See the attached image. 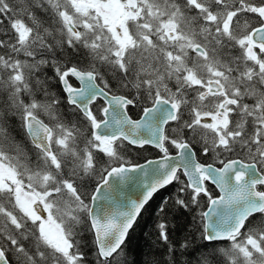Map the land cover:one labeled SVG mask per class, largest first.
I'll list each match as a JSON object with an SVG mask.
<instances>
[{
    "label": "snow or ice",
    "instance_id": "1",
    "mask_svg": "<svg viewBox=\"0 0 264 264\" xmlns=\"http://www.w3.org/2000/svg\"><path fill=\"white\" fill-rule=\"evenodd\" d=\"M45 67L67 94V117ZM0 97V264H128L138 218L174 184L185 195L172 207L210 205L197 264H264V0H0ZM125 146L158 158L130 164ZM104 158L120 162L101 174ZM146 169L153 179L125 208L120 185ZM169 210L164 202L156 228L164 264L191 247L174 239Z\"/></svg>",
    "mask_w": 264,
    "mask_h": 264
},
{
    "label": "trees",
    "instance_id": "2",
    "mask_svg": "<svg viewBox=\"0 0 264 264\" xmlns=\"http://www.w3.org/2000/svg\"><path fill=\"white\" fill-rule=\"evenodd\" d=\"M75 61L81 65H85L89 61L87 55H78ZM44 76L48 81V88L51 92L56 93L62 103V110L65 112L66 117L70 114L69 107L66 102V96L62 93V86L57 81L54 71L45 67ZM111 73H109L110 75ZM115 86H119L117 82H113ZM3 98L0 97V102ZM46 120L45 116H41ZM75 118V117H73ZM18 129V128H17ZM12 135L16 138L18 143L22 146L26 145V151L33 148L29 137H24L23 140L21 136H18L16 132ZM33 153L29 151L31 156ZM122 159V158H121ZM117 161L116 159H99L97 164V171L102 173L105 166H108L109 162ZM110 165V164H109ZM99 179V175H94L89 177L81 183L84 185L86 191H90L93 184ZM179 185H169L165 189H161L158 193L154 194L153 198L146 205V210L142 212V218H138V226L135 227L134 231L131 233L130 242L125 246L126 259L128 264H146L153 259H156L158 264H164V259H166V253L162 243L158 242L156 238V228L158 223H164L165 221L161 217L159 211L164 202L170 204V210L168 211V219L177 227L173 230V237L175 240L184 242L185 238L191 242V247L184 251L183 255L180 252L176 253L174 264H197L198 258L201 251L208 250V242L201 241L200 233L197 230L198 225H200L199 214L205 209L206 200L202 201L201 207L195 209L192 212L188 209H177L171 206L173 198L179 194L181 196L184 193H179ZM77 231L80 232L79 239L81 243L86 247L91 245L93 239L92 233L86 230V223L82 221L80 225L77 226ZM93 249L89 248V259H91Z\"/></svg>",
    "mask_w": 264,
    "mask_h": 264
},
{
    "label": "flooded vegetation",
    "instance_id": "3",
    "mask_svg": "<svg viewBox=\"0 0 264 264\" xmlns=\"http://www.w3.org/2000/svg\"><path fill=\"white\" fill-rule=\"evenodd\" d=\"M112 85L113 82H111ZM119 86L117 87H114L113 88V91L114 92H117L119 91ZM65 94V93H64ZM66 96V94H65ZM97 103H99V101H97ZM139 111V109H132L130 112H129V115H132L133 118H137V116L135 115V113H137ZM41 119H44L42 117H40ZM45 120V119H44ZM45 122H47V118L45 120ZM30 139V138H29ZM30 142H31V139H30ZM122 152H123V157L122 159L126 158L127 162H129L130 164H137V163H141L143 161H146L145 159L148 158V159H156L158 158V155H157V152L155 150H148V151H143V152H138L135 148H129L127 146H125L123 149H122ZM171 154L172 155H175L176 154V150L173 149L171 151ZM197 159L199 160V162L201 163H204V162H212L210 160V158L208 156H206L204 153H198L197 154ZM120 161H114V162H109L108 163V166H105L103 168V170L106 168V167H110L111 165H114V164H117L119 163ZM110 164V165H109ZM103 170H102V173L103 174ZM100 178V177H99ZM183 179V177H182ZM99 180V179H98ZM207 186L210 190V192L213 193V195H217L219 194V189L215 187V185L211 184V182L209 181L207 183ZM208 204L206 202V205H205V208H207ZM205 210V209H204Z\"/></svg>",
    "mask_w": 264,
    "mask_h": 264
},
{
    "label": "water",
    "instance_id": "4",
    "mask_svg": "<svg viewBox=\"0 0 264 264\" xmlns=\"http://www.w3.org/2000/svg\"><path fill=\"white\" fill-rule=\"evenodd\" d=\"M61 86H62V84H61ZM144 163H146V161H143L139 164H144ZM111 166H113V165H111ZM159 167H160V165H157V164L151 165V169H157ZM146 171L148 172L147 176H144L142 173H136V177H140V179L136 180V182L134 184H130L127 186L126 185H120L119 179L116 177L113 178L114 185H120V187H123V192L118 191V194L120 195L121 203L125 208L129 207L133 200L140 198L141 192L143 191V185L151 182V180L153 179V175H152L151 171L148 169H146ZM106 206H107V202L100 201L99 202V211L102 213ZM208 207H210L209 204H208L207 208H205L204 211H207Z\"/></svg>",
    "mask_w": 264,
    "mask_h": 264
},
{
    "label": "clouds",
    "instance_id": "5",
    "mask_svg": "<svg viewBox=\"0 0 264 264\" xmlns=\"http://www.w3.org/2000/svg\"><path fill=\"white\" fill-rule=\"evenodd\" d=\"M14 132L19 133V136H21V137L23 136V132H21L20 129H16ZM81 223H82V221H81Z\"/></svg>",
    "mask_w": 264,
    "mask_h": 264
},
{
    "label": "rangeland",
    "instance_id": "6",
    "mask_svg": "<svg viewBox=\"0 0 264 264\" xmlns=\"http://www.w3.org/2000/svg\"><path fill=\"white\" fill-rule=\"evenodd\" d=\"M110 76H111V74H110ZM111 82H117V78L115 77V76H112V80H111ZM118 83V82H117ZM119 85V84H118Z\"/></svg>",
    "mask_w": 264,
    "mask_h": 264
}]
</instances>
